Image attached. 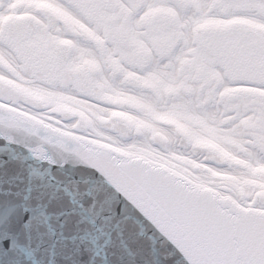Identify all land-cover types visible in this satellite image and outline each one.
Returning <instances> with one entry per match:
<instances>
[{
    "label": "water",
    "instance_id": "95a60500",
    "mask_svg": "<svg viewBox=\"0 0 264 264\" xmlns=\"http://www.w3.org/2000/svg\"><path fill=\"white\" fill-rule=\"evenodd\" d=\"M82 75L98 97L90 78ZM146 86L154 88L150 82ZM0 97L31 104L43 101L1 77ZM0 101L28 113L0 103V264H130L129 250L137 253V264L150 261L145 239L129 241L125 249L115 237L106 244V237L78 223V215L57 220L55 214L69 207L63 189L83 191L85 179L121 191L143 212L151 221L148 232L156 234L161 252L169 256L165 264H264V210L245 208L232 196L222 197L221 190L212 191L166 161L91 131H78L71 123L21 103ZM53 111L65 118L78 113L66 106ZM119 117L111 129L127 138L133 123L125 115ZM75 127L84 130L88 123L80 117ZM197 143L207 151V159L227 162L228 154L224 159L216 156L220 149L216 144ZM136 154L159 164L131 156ZM49 184L63 186L55 198L54 187H44ZM258 196L264 202V192ZM91 202L85 199V207Z\"/></svg>",
    "mask_w": 264,
    "mask_h": 264
},
{
    "label": "bare ground",
    "instance_id": "6f19581e",
    "mask_svg": "<svg viewBox=\"0 0 264 264\" xmlns=\"http://www.w3.org/2000/svg\"><path fill=\"white\" fill-rule=\"evenodd\" d=\"M64 1L0 0V23L3 16L11 12L14 7L19 13L29 11L36 16L30 23H33L42 35L51 31L57 32L49 33V35L53 39V43H58L67 35L62 28L63 22L61 21L64 19L62 11L65 9L66 12L70 8L64 6L66 5ZM195 1L198 4H202L204 1L206 3L212 1L211 6L209 5V14L201 12L199 15L191 17L189 13L182 12L180 0H158L157 5L159 7L168 8L177 17V25L173 27L172 33H175L180 44L175 54L168 56L169 58L159 57L153 51L149 37L145 34L140 23L141 17L150 12L152 5L156 3L154 0H145L144 12L139 16L127 18L129 22L127 23V33L122 30L116 31V41L109 50L110 53L105 54V56H103L105 52L103 42L99 39L90 40L89 36L92 33L95 34L92 31L93 26L98 28V34L105 33L106 35V32L100 30L99 23L86 20L78 14L77 22L83 23L81 28L86 31L88 36L75 33L73 30L77 38L74 39L76 49L71 63L76 67H85L90 64L97 66L98 72L94 75L95 88L99 92L109 94L113 100L117 101L115 105L81 94L74 87L62 88L57 83L54 85L45 83L40 78L30 81L28 73H23V77H20L14 71L3 66H0V76L22 83L31 90L46 95L50 104L68 100L70 104L86 109L87 118L94 126L91 132L166 161L211 190H221V196H232L234 200L243 203L245 207L252 206L253 199H242L239 189L236 188L240 182H246L243 175L248 174L244 172L243 166L220 165L210 162L204 159V153L193 149L191 145H185L178 140L174 141L172 120L187 126L191 137L193 136L194 139L210 140L218 144L222 152H227L235 158H241L239 153H243L241 159L246 163H253L254 165L259 163L264 167V148L255 147L251 142L252 138L246 137L243 132L245 130L244 123L252 120H264V78L249 79L251 83H258L254 86L248 83H236L228 74L220 75L216 56L206 52L203 46L198 43L201 41L198 36L201 27L211 23L208 19L217 15V8L220 9V5H218L220 0ZM42 3L49 4L53 9L52 13L37 7V4L41 6ZM242 5L255 11L247 12L244 20L237 18L222 24L233 26V31L236 32L250 27L255 34L264 35V6L262 1L244 0L239 2V6ZM28 17L29 15H20L14 18L24 20ZM20 26H24V23L21 22ZM25 26L27 25L25 24ZM67 28L73 29L70 25ZM54 49L57 50L58 48ZM192 51H197L203 60L200 64L201 67L195 71L191 70L186 77L190 79L191 83L202 81L203 84L207 85V88L199 93H194L193 96L190 93L182 92L181 84L184 81L181 78L180 70H178L179 62ZM0 56L8 65L15 64L17 66L19 64L14 53L4 43H0ZM97 61L99 63H96ZM115 64L121 65L125 72L131 70V72H137L143 79L153 81L160 91L173 88L178 93L173 95L172 99L164 105L160 97L154 96L143 86L129 85L121 75L110 72ZM207 64L210 66L206 68ZM200 69L203 70L202 73L199 72ZM210 101H212V105L204 108ZM23 105L71 123L49 108L27 103H23ZM251 106H255L257 109L253 113H248L247 110ZM116 111L126 113L136 123L144 126V135L120 139L104 125L98 123L97 117L108 118ZM168 112L172 113V115L169 114V118L161 117V114ZM245 112L246 114H244ZM194 120L201 128L194 126ZM151 131H157L167 137V147L152 143L150 140ZM260 171L263 176L258 177V180L253 183L259 186L258 191H264V169ZM254 205L258 209H264V202L257 201Z\"/></svg>",
    "mask_w": 264,
    "mask_h": 264
},
{
    "label": "snow or ice",
    "instance_id": "6c2138e0",
    "mask_svg": "<svg viewBox=\"0 0 264 264\" xmlns=\"http://www.w3.org/2000/svg\"><path fill=\"white\" fill-rule=\"evenodd\" d=\"M83 183L86 185L83 191L63 189L64 195L69 198V207L55 214L58 221L60 217L78 215L80 217L78 223H86L92 233L106 237V244L115 237L125 249H129V241L135 242L139 239H145L149 241L148 255L151 260L144 259L143 264H165L169 259L168 254L161 252V244L156 234L147 230V225H151V221L127 196L121 191L115 188L110 189L96 180L85 179ZM44 187L53 188L54 185L49 184ZM62 187V185L54 187L53 198L61 191ZM85 199L92 201L88 207L84 205ZM25 210L27 211V209ZM60 226L62 228L63 223ZM152 227L155 228V225ZM155 232H159V229L155 228ZM83 238L80 237L81 240ZM71 239L75 241L76 237L73 236ZM129 256L133 257L130 264H137L135 260L137 253L129 250Z\"/></svg>",
    "mask_w": 264,
    "mask_h": 264
},
{
    "label": "rangeland",
    "instance_id": "374dc122",
    "mask_svg": "<svg viewBox=\"0 0 264 264\" xmlns=\"http://www.w3.org/2000/svg\"><path fill=\"white\" fill-rule=\"evenodd\" d=\"M239 1L240 0H228V1L224 0L223 2L222 1L221 2H222V4L225 3V2L229 3V4L235 2L233 5H237L239 3ZM17 28H20V27H17ZM218 28L219 27H215L214 29L219 30ZM205 29L207 30V29H212V28L211 27L210 28H208V27L207 28H203V31ZM229 29H230V27H226V29L225 28L223 29V27H222L221 30H219V31H220L221 35H224V37H226L227 39L232 37V36H237L238 35L236 31H232L231 29L230 30ZM245 32H247V33L245 34ZM240 34H241V36L239 38H240L241 41L244 39L245 42H243V41L242 42L245 44V46H247V47L249 46V47L255 48L257 50H259V48L264 49L263 48L264 47V42L252 39L253 36H254V34L252 32H250V31H242V32H240ZM204 35H206V33ZM168 36L170 37L171 35H168ZM205 47L207 49H209L207 46H205ZM219 60H220L219 64L224 65L223 61L220 58H219ZM199 67L200 66H198L197 61L195 62V60H194V61L189 62L188 64L187 63L185 64V68H184L183 72H184L185 75H188L191 70L195 71ZM236 70H233L234 74H236V75H240L241 74L240 76L243 77L246 80L247 79L248 80L249 79H254V78H258L259 77V75L257 74L255 69L251 70L250 73H246L247 76H245L240 71H236ZM199 72L202 73L203 70L200 69ZM255 109H257V108L255 107ZM243 126H244V129H245V130H243L245 136L246 137H251L252 141L256 142V144H258V145H256L257 148H258V146L264 147V120H262V119H260L258 121L252 120L250 122L244 123ZM239 185L240 186L238 188L247 190V192H248V198L247 199L248 200H251L253 198L255 192L259 189V186H257L254 183H243V184L240 183Z\"/></svg>",
    "mask_w": 264,
    "mask_h": 264
}]
</instances>
